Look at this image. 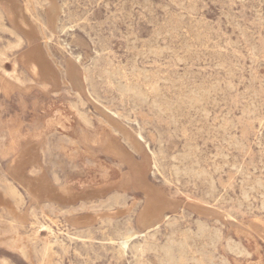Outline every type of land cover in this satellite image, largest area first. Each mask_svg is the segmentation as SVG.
Listing matches in <instances>:
<instances>
[{"label":"rangeland","instance_id":"rangeland-1","mask_svg":"<svg viewBox=\"0 0 264 264\" xmlns=\"http://www.w3.org/2000/svg\"><path fill=\"white\" fill-rule=\"evenodd\" d=\"M0 216V264H264V0H0Z\"/></svg>","mask_w":264,"mask_h":264},{"label":"bare ground","instance_id":"bare-ground-1","mask_svg":"<svg viewBox=\"0 0 264 264\" xmlns=\"http://www.w3.org/2000/svg\"><path fill=\"white\" fill-rule=\"evenodd\" d=\"M21 43H22V42L20 41V42H18L16 45H21ZM134 65H135V64H134ZM138 68H139V67H138ZM115 70H116V69H115ZM119 70H120V69H119ZM138 70H140V69H138ZM138 70H137V71H138ZM111 71H112V69H111ZM121 72H122V71H121ZM139 72H140V71H139ZM139 72H138V73H139ZM141 72H142V71H141ZM148 72H149V71H148ZM110 73H111V72H110ZM110 73H109V74H110ZM119 73H120V72H118L117 74L120 75ZM138 73H136V75H138ZM142 73H144V72H142ZM146 73H147V71H146ZM148 74H150V73H148ZM113 75H115V74H112V76H113ZM121 76H122V74H121ZM130 76H131V75H130ZM132 76H133V75H132ZM140 76H141V75H140ZM160 76H161V75H160ZM114 77H115V76H114ZM116 77H117V76H116ZM127 77H128V76H127ZM141 77H142V76H141ZM144 77L146 78V76H144ZM156 77H157V76H156ZM158 77H159V76H158ZM124 78H125V76H124ZM135 78H136V77H135ZM147 78H148V77H147ZM125 79H126V78H125ZM129 79H130V78H129ZM129 79H128V80H129ZM136 79H137V78H136ZM140 79H141V78H140ZM142 79H143V77H142ZM149 79H150V78H149ZM152 79H154V77H153ZM123 80H124V79H123ZM134 80H135V79H134ZM154 80H155V79H154ZM131 81H132V80H131ZM137 81H138V80H137ZM146 81H147V80H146ZM156 81H157V80H156ZM161 81H162V80H161ZM184 81H185V80H184ZM121 82H122V80H121ZM126 82H127V81H126ZM129 82H130V81H129ZM133 82H134V81H133ZM152 82H153V81H152ZM164 82H165V81H164ZM182 82H183V81H182ZM136 83H137V82H136ZM140 83H141V82H140ZM146 83H147V82H146ZM174 83H175V82H174ZM186 83H187V81H186ZM128 84H129V83H128ZM128 84L126 85V88H127V89H130V85H128ZM130 84H131V83H130ZM149 84H150V83H149ZM155 84H156V83H155ZM134 85H135V83H134ZM134 85H133V86H134ZM140 85H141V84H140ZM144 85H145V83H144ZM188 85H189V84H188ZM191 85H192V84H191ZM124 86H125V85H124ZM147 86H148V85H147ZM150 86H151V85H149V87H150ZM131 87H132V86H131ZM135 87H136V86H135ZM139 87H140V86H139ZM139 87H138V88H139ZM142 87H143V86H142ZM145 87H146V86H145ZM194 87H195V86H194ZM194 87H193V88H194ZM140 88H141V87H140ZM143 88H144V87H143ZM152 88H153V87H152ZM152 88H151V89H152ZM154 88H156V87H154ZM189 88H190V87H189ZM183 89H184V88H183ZM183 89H182V91H183ZM137 90H138V89H137ZM143 90H144V89H142V91H143ZM147 90H148V88H147ZM124 91L126 92V90H124ZM128 91H130V90H128ZM134 91H135V90H134ZM139 91H140V90H139ZM149 91H151V90H149ZM149 91H148V92H149ZM154 91H155V90H154ZM185 91H186V89H185ZM197 91H198V89H197ZM135 92H136V91H135ZM146 92H147V91H146ZM158 92H159V91H158ZM190 92H191V91H190ZM193 92H194V91H193ZM132 93H133V90H132ZM142 93H145V91L142 92ZM150 93H152V92H150ZM150 93H149V94H150ZM154 93H155V92H154ZM159 93H160V92H159ZM183 93H184V91H183ZM183 93H182V95H183ZM136 94H137V93H136ZM140 94H141V93H140ZM146 94H147V93H146ZM156 94H157V93H156ZM186 94H187V93H186ZM191 94H192V92H191ZM199 94H200V93H199ZM199 94H198V95H199ZM125 95H127V94L125 93ZM131 95H132V94H131ZM154 95H155V94H154ZM154 95H153V96H154ZM195 95H196V94H195ZM198 95H197V96H198ZM133 96H134V95H133ZM143 96H144V95H143ZM153 96H152V97H153ZM155 96H157V95H155ZM165 96H166V95H165ZM189 96H190V95H189ZM189 96H188V97H189ZM149 97H150V96H149ZM177 97L179 98V96H177ZM182 97H183V96H182ZM186 97H187V95H186ZM139 98H140V97H139ZM139 98H138V99H139ZM141 98H142V97H141ZM153 98H154V97H153ZM166 98H167V97H166ZM148 99H149V98H148ZM148 99H147V100H148ZM160 99H161V98H160ZM167 99H168V98H167ZM176 99H177V98H176ZM179 99H180V98H179ZM185 99H186V98H185ZM193 99H196V98H193ZM200 99H201V97H200ZM154 100H155V98H154ZM154 100H153V101H154ZM163 100H164V99H163ZM165 100H166V99H165ZM168 100H169V99H168ZM188 100H189V99H188ZM201 100H202V99H201ZM148 101H149V100H148ZM159 101H160V100H159ZM161 101H162V99H161ZM170 101H171V100H170ZM184 101H186V100H184ZM189 101H190V100H189ZM194 101H195V100H194ZM156 102H157V100H156ZM156 102H155V103H156ZM165 102L167 103V101H165ZM181 102H182V101H181ZM181 102H180V103H181ZM191 102H192V101H191ZM158 103H159V102H158ZM161 103H162V102H161ZM161 103H160V104H161ZM168 103H169V102H168ZM187 103H188V102H187ZM192 103H194V102H192ZM151 104L154 105V102H153V103L151 102ZM156 104H157V103H156ZM157 105H158V104H157ZM176 105H177V104H176ZM178 105H179V104H178ZM168 106H169V104H168ZM153 107H155V106H153ZM161 107H162V109H163V105H161ZM165 107H166V106H165ZM159 108H160V107H159ZM176 108H177V106H176ZM169 109H170V108H169ZM173 109H175V107H173ZM171 110H172V109H171ZM175 110H176V109H175ZM175 110H174V111H175ZM165 111H166V110H165ZM172 111H173V110H172ZM168 112H169V111H168ZM175 113H176V112H175ZM175 113H174V114H175ZM174 114H173L172 116H174ZM175 116H177V115H175ZM176 118H177V117H176ZM140 138H141V135H140ZM141 139H142V138H141ZM142 140H143V139H142ZM141 144H142V143H141ZM184 152H185V151H184ZM185 153H186V152H185ZM191 153H192V152H191ZM191 153H190V154H191ZM176 155H177V154H176ZM186 155H187V154H186ZM154 157H155V155H154ZM178 157H179V155H178ZM180 157H181V156H180ZM184 157H185V156H184ZM186 157H187V156H186ZM155 158H156V157H155ZM176 158H177V157H176ZM181 158H182V157H181ZM187 158H188V157H187ZM188 159H189V158H188ZM188 159H187V160H188ZM191 159H192V158H191ZM182 160H183V159H182ZM182 160H181V161H182ZM178 161H179V160H178ZM183 161H184V160H183ZM191 161L194 162L193 159H192ZM154 162H155V161H154ZM179 162H180V161H179ZM179 162H178V163H179ZM155 163H156V162H155ZM197 163H198V162H197ZM186 164H187V163H186ZM174 165H176V164H174ZM181 165H182V163H181ZM181 165H180V166H181ZM192 165H194V164H192ZM180 166H179V167H180ZM183 166H184V165H183ZM186 166H187V165H186ZM188 166H189V165H188ZM177 167H178V164H177ZM191 167H192V166H191ZM191 167H190V168H191ZM182 168H184V167H182ZM177 169H178V168H177ZM177 169H176V170H177ZM185 169H187V168H185ZM192 169H194V168H192ZM192 169H191V171H192ZM196 170H197V169H196ZM178 171H179V170H178ZM186 171H187V170H186ZM197 171H199V170H197ZM184 172H185V171H184ZM188 172H189V171H188ZM186 173H187V172H186ZM189 173H190V172H189ZM195 173H196V172H195ZM197 173H198V172H197ZM11 189H12V191H13L15 194H19V191H17L15 188L12 187ZM0 217H1V216H0ZM0 219H1V218H0ZM42 225H43V224H42ZM50 230H51V229H50ZM127 234H128V235H123V237L125 238V240H123V244H124V245H127L128 240H129L130 238H132L133 236L137 235L138 233L135 232L134 230H129V231L127 232ZM147 235H149V233H148ZM149 237H150V236H149ZM134 245H135L136 250H138V251H144V249H145V247H146V246H144V244H134ZM10 247L13 248V249H16V250H20V251H22V246H21V245L14 244V245H10ZM170 252H171V251H170ZM172 254H173V253H172Z\"/></svg>","mask_w":264,"mask_h":264}]
</instances>
